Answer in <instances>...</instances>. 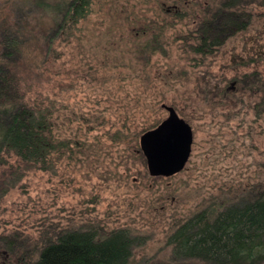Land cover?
<instances>
[{"label":"trees","instance_id":"obj_1","mask_svg":"<svg viewBox=\"0 0 264 264\" xmlns=\"http://www.w3.org/2000/svg\"><path fill=\"white\" fill-rule=\"evenodd\" d=\"M151 1L153 17L131 0H33L26 9L0 8V264H137L138 234L106 230L82 207L99 203L100 168L111 173L108 164L123 160L128 145L160 122L133 128L137 114L157 104L148 102L152 59L174 46L206 59L248 30L264 6V0ZM232 84L217 96L234 98L243 122L250 114L261 121L264 72L239 74ZM71 178L55 202L49 190L34 198L28 183L49 179L58 187ZM69 213L77 217L62 219ZM166 244L169 263L143 264H264V191L243 194L215 216L195 213Z\"/></svg>","mask_w":264,"mask_h":264},{"label":"rangeland","instance_id":"obj_2","mask_svg":"<svg viewBox=\"0 0 264 264\" xmlns=\"http://www.w3.org/2000/svg\"><path fill=\"white\" fill-rule=\"evenodd\" d=\"M31 1L0 0V8L15 3V6L25 4L26 9ZM131 2L139 3L147 16H154L151 0ZM169 8L166 5L164 11ZM256 10L248 30L226 39L206 59L191 51L181 52L177 46L152 59V78L147 81L151 94L148 102L157 104L137 114L138 121L133 128L161 122L168 115L162 104L174 106L194 131L192 153L186 167L170 177L151 176L140 151L143 131L128 145L123 160L108 164L111 173L100 168L96 197L99 203L82 208L89 210L88 215L98 217L97 224L106 230L128 227L138 234L133 257L137 264L164 260L169 263L167 238L188 217L205 209L215 216L243 194L264 191V118L255 122L251 114H245L246 122H243L236 117L235 99L228 102L217 96L225 86L231 87L233 78L239 74L254 70L264 72V6ZM102 17H105L103 11ZM31 23H35L34 19ZM139 28L135 26V32ZM240 116L244 117V113ZM111 154L117 157L114 150ZM71 181L74 180L68 179L64 186L58 187L49 179L28 183H31L29 188L34 198L41 199L43 191L49 190V199L55 202L54 196L60 194L63 187L68 189ZM75 183V186H83L82 182ZM76 217L69 213L63 214L62 219L71 221Z\"/></svg>","mask_w":264,"mask_h":264},{"label":"water","instance_id":"obj_3","mask_svg":"<svg viewBox=\"0 0 264 264\" xmlns=\"http://www.w3.org/2000/svg\"><path fill=\"white\" fill-rule=\"evenodd\" d=\"M162 107L168 111L167 117L140 136V151L154 177L180 173L190 159L194 143L192 125L174 106L163 103Z\"/></svg>","mask_w":264,"mask_h":264}]
</instances>
